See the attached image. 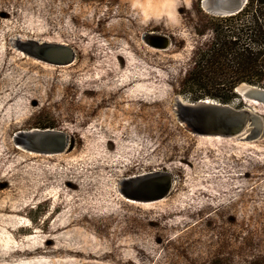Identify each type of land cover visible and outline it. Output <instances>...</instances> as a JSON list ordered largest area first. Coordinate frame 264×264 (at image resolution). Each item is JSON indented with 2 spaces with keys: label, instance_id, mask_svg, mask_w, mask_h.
<instances>
[{
  "label": "rangeland",
  "instance_id": "rangeland-1",
  "mask_svg": "<svg viewBox=\"0 0 264 264\" xmlns=\"http://www.w3.org/2000/svg\"><path fill=\"white\" fill-rule=\"evenodd\" d=\"M220 22L239 21L201 0H0V264H124L75 247L132 264H264V106L228 104L261 118L254 140L250 127L195 135L175 106L196 102L183 81ZM38 43L75 65L40 58ZM33 129L65 133V151L25 152L19 133ZM155 172L174 183L148 201L162 191L130 179Z\"/></svg>",
  "mask_w": 264,
  "mask_h": 264
},
{
  "label": "trees",
  "instance_id": "trees-1",
  "mask_svg": "<svg viewBox=\"0 0 264 264\" xmlns=\"http://www.w3.org/2000/svg\"><path fill=\"white\" fill-rule=\"evenodd\" d=\"M229 20L239 22H220L213 28V40L205 49L199 51V54L197 53L194 66L183 81V86L189 90L193 101L214 99L229 104L237 95L236 87L242 83L264 88V0H249L245 9L235 16H230ZM74 65L75 63L71 66ZM73 83L75 85V81L70 83L71 88ZM95 91L88 87L83 89L85 95ZM73 99L76 101L75 97ZM246 103L250 107L259 105ZM105 105V102L101 101L96 106ZM77 184L74 179L67 182L71 188ZM61 205L57 203L55 210L61 208ZM7 210L23 211L14 207H7ZM95 221L96 219L87 214L77 220L78 223H88V226L95 224ZM156 222L159 223L160 220L147 221L148 224ZM108 224V221L99 224L101 230H108ZM71 251L74 256L82 255L101 261L110 259L111 262L115 260L132 264V260L123 259L115 248L101 250L75 247Z\"/></svg>",
  "mask_w": 264,
  "mask_h": 264
},
{
  "label": "water",
  "instance_id": "water-1",
  "mask_svg": "<svg viewBox=\"0 0 264 264\" xmlns=\"http://www.w3.org/2000/svg\"><path fill=\"white\" fill-rule=\"evenodd\" d=\"M248 2L249 0H201V5L214 16L230 17L242 12ZM38 47L45 55H41L40 58L47 61H61L63 65L73 61V54L66 47L43 43H38ZM235 93L244 100L264 104V88L242 83L236 87ZM175 106L178 109L177 116L180 123L198 136L231 138L243 134L250 127L255 129V135L250 139L254 140L263 128L261 118L251 109L237 110L228 104L210 99L185 102L181 97L176 99ZM19 135L27 142L24 146L34 152H63L69 142V137L65 133L49 129H33ZM130 181L139 189H160L161 194L147 198L148 201H154L164 199L169 194L174 178L168 173L155 172L139 175L135 179L131 178Z\"/></svg>",
  "mask_w": 264,
  "mask_h": 264
},
{
  "label": "bare ground",
  "instance_id": "bare-ground-1",
  "mask_svg": "<svg viewBox=\"0 0 264 264\" xmlns=\"http://www.w3.org/2000/svg\"><path fill=\"white\" fill-rule=\"evenodd\" d=\"M208 13H210L209 11H207ZM47 47V46H46ZM48 48V47H47ZM75 58L73 59V61L71 62V63H68V64H65V65H67V66H71V65H73L74 63H75ZM58 65V64H57ZM60 66H62V65H60ZM245 101L246 102H249V103H255V104H259V105H262V106H264V104H262V103H260V102H255V101H249V100H247V99H245ZM219 137V136H218ZM224 138V137H223ZM19 143H22L23 145H21V144H19ZM19 146H21V148H23L24 149V151L25 152H27V153H29V154H33V155H45V156H55V154L54 153H43V152H34V151H28V150H26L27 149V147L26 146H24L25 144H27V142L26 141H24L23 139H21L20 141H19ZM35 147H37V145L35 146ZM133 179H135V177L133 178ZM130 182V181H129ZM126 201H128V202H131V203H135L133 200H131V199H125Z\"/></svg>",
  "mask_w": 264,
  "mask_h": 264
}]
</instances>
